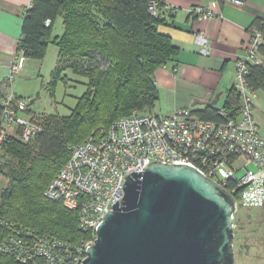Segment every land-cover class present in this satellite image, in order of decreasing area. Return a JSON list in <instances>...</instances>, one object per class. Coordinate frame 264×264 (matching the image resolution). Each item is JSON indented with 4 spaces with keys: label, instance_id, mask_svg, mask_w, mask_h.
I'll return each mask as SVG.
<instances>
[{
    "label": "trees",
    "instance_id": "trees-1",
    "mask_svg": "<svg viewBox=\"0 0 264 264\" xmlns=\"http://www.w3.org/2000/svg\"><path fill=\"white\" fill-rule=\"evenodd\" d=\"M150 0H32L23 25L26 56L43 60L52 37L53 24L63 18L65 31L53 37L59 59L52 73L53 86L70 68L88 79V90L78 99L70 116L54 115L39 122L43 130L25 141L6 131L0 145V175L7 185L0 192V215L13 226L30 228L81 245L92 233L79 226L78 211L50 199L45 191L71 156L68 144L99 136L112 122L131 114L151 110L159 95L155 72L175 61L179 48L169 35L158 30L165 0H159V14H151ZM47 19L52 20L48 27ZM264 24V23H262ZM264 51V49H263ZM256 90L264 91V67L254 66L249 76ZM240 98L232 87L222 109L230 116L239 110ZM1 113V105H0ZM197 113L220 118V108L208 104ZM234 218V224L239 223ZM0 264H22L14 256L0 253Z\"/></svg>",
    "mask_w": 264,
    "mask_h": 264
},
{
    "label": "built area",
    "instance_id": "built-area-1",
    "mask_svg": "<svg viewBox=\"0 0 264 264\" xmlns=\"http://www.w3.org/2000/svg\"><path fill=\"white\" fill-rule=\"evenodd\" d=\"M224 1L244 3V0ZM149 9L158 16L159 0H150ZM189 12L200 20L217 14L201 5L189 8ZM51 24L52 20L47 19L45 25ZM193 39L201 55L211 54L212 44L205 30L195 31ZM263 49L264 24L252 26L245 54L236 62L233 87L240 104L232 116L222 107L218 119L200 116L195 107L177 108L170 114L134 110L114 120L103 134L95 136L93 132L81 143L68 144L71 156L49 182L45 194L78 211L79 226L90 231L92 238L76 246L53 235L13 226L0 215V253L14 256L22 264H78L80 259L82 264L96 238L97 226L113 210L112 205L117 200L121 203L125 195V175L144 171L152 161L181 162L196 167L232 195L237 210L263 207L264 135L254 111L257 90L249 80L254 66L264 67ZM26 58L21 36L16 60L4 80L10 91L0 101V145L9 128H21L25 141L43 130L28 115L33 100L18 97L14 91ZM240 171L244 174L238 177Z\"/></svg>",
    "mask_w": 264,
    "mask_h": 264
},
{
    "label": "water",
    "instance_id": "water-1",
    "mask_svg": "<svg viewBox=\"0 0 264 264\" xmlns=\"http://www.w3.org/2000/svg\"><path fill=\"white\" fill-rule=\"evenodd\" d=\"M125 177L82 264L235 263L237 208L223 186L181 162L152 161Z\"/></svg>",
    "mask_w": 264,
    "mask_h": 264
},
{
    "label": "crops",
    "instance_id": "crops-1",
    "mask_svg": "<svg viewBox=\"0 0 264 264\" xmlns=\"http://www.w3.org/2000/svg\"><path fill=\"white\" fill-rule=\"evenodd\" d=\"M165 1L160 13L165 23L158 30L172 38L179 54L175 61L155 72L157 114H170L181 107L203 109L214 100H218L216 107H222L236 78V62L245 54L250 28L264 23V0H244L243 4L224 0ZM31 3L32 0H0V101L10 91L4 80L16 60L24 16ZM199 5L209 7L216 16L198 19L189 8ZM198 30H205L211 40L212 52L208 56L201 55L194 43L193 33ZM31 60L27 57L22 62L18 77ZM254 102L258 127L264 135L263 90H257Z\"/></svg>",
    "mask_w": 264,
    "mask_h": 264
},
{
    "label": "rangeland",
    "instance_id": "rangeland-1",
    "mask_svg": "<svg viewBox=\"0 0 264 264\" xmlns=\"http://www.w3.org/2000/svg\"><path fill=\"white\" fill-rule=\"evenodd\" d=\"M65 31L61 16L55 19L52 37L47 45L43 60L31 58L28 66L15 81V92L19 97L33 100L31 103L35 119L39 122L59 115L70 116L77 106L78 99L88 90V79L68 68L63 72L64 78L59 79L53 86L52 73L59 59V48L53 42V37L61 36ZM151 113H158L155 104ZM148 112V111H143ZM150 113V112H149ZM8 132L19 136L14 127ZM244 171L238 173L241 177ZM7 185V179L0 175V192ZM240 221L235 225V263L234 264H264V206L240 207L234 218Z\"/></svg>",
    "mask_w": 264,
    "mask_h": 264
}]
</instances>
